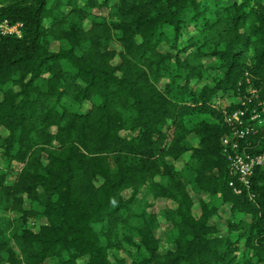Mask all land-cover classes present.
<instances>
[{"label": "trees", "instance_id": "obj_1", "mask_svg": "<svg viewBox=\"0 0 264 264\" xmlns=\"http://www.w3.org/2000/svg\"><path fill=\"white\" fill-rule=\"evenodd\" d=\"M4 20L22 25L0 33V264H264V167L234 193L221 149L224 111L264 80V0H0ZM145 183L172 203L163 252L155 215L119 238Z\"/></svg>", "mask_w": 264, "mask_h": 264}, {"label": "built area", "instance_id": "obj_2", "mask_svg": "<svg viewBox=\"0 0 264 264\" xmlns=\"http://www.w3.org/2000/svg\"><path fill=\"white\" fill-rule=\"evenodd\" d=\"M21 25L0 21V33L19 36ZM246 79L249 82L248 75ZM234 104L232 109L224 111L223 122L229 126V133L222 136L221 149L230 174L238 182L230 179L228 185L234 193H240V187L249 188L255 169L264 167V152L252 151L250 140L264 134V80L258 86H249Z\"/></svg>", "mask_w": 264, "mask_h": 264}, {"label": "rangeland", "instance_id": "obj_3", "mask_svg": "<svg viewBox=\"0 0 264 264\" xmlns=\"http://www.w3.org/2000/svg\"><path fill=\"white\" fill-rule=\"evenodd\" d=\"M97 10L98 9L95 8V12L99 14L100 16L109 15V11L106 10L105 8L98 10V11ZM86 26H88L87 22H86ZM112 47L118 48V45L116 43H112ZM204 60L208 62L210 59L205 58ZM209 64H211V61L209 62ZM165 67L168 68V73H172V69L174 68L173 64L166 63ZM192 85H195V81H192ZM219 95H223L221 98H219V99H222L221 101H223L222 102L223 105L230 104L233 101L232 100L233 94H230V92H227L225 94H222V92H218V96ZM0 98H1V94H0ZM86 106H88V104ZM124 134L127 136H131L132 132L126 131L124 132ZM189 139L193 143L197 142V138L193 134L189 136ZM187 155L185 154L179 160L175 161V165L178 169L183 167V164L187 159ZM0 162H1V159H0ZM155 180L164 183L166 179L160 176H156ZM95 182L99 183V180L96 178ZM187 188L194 199L192 213L195 216H198L200 214V204L198 202L201 198H205L206 193L205 192L196 193L192 191L189 188V186H187ZM132 192L134 193L135 198H134V201L132 202L130 212L128 213V215L127 213H124V216L127 218V220L123 224L122 230L120 231V234H119V238L121 237V233L123 231L125 230L128 231L130 226H134L138 224L141 221L142 217H147L149 215H155L158 221V224L156 228L154 229V233H155V236L160 239V251L163 252L166 249L173 248V245L168 244V242L166 241V235L171 228V223L166 219L165 210H169L172 207L171 201L167 197L156 196L155 193L149 187L148 183L141 184L136 187H132V188L124 190L123 196L129 197L131 196ZM27 204L28 202L25 203V205ZM228 215H229V205L226 204L220 207L218 215L212 216L210 218V222L218 226L221 234L226 233L224 219L227 218ZM37 221L40 223L45 222L44 218H39ZM128 233H132V231H129ZM134 238L135 240L138 239L137 237H134ZM112 254H116L119 258H124L127 256L140 258L142 254H144V250L143 248L139 249L136 246H131L130 244L122 241L120 243V246L114 248ZM112 254L110 256L113 261ZM46 264H53V262L51 261Z\"/></svg>", "mask_w": 264, "mask_h": 264}]
</instances>
